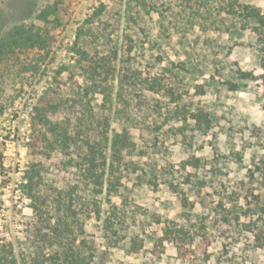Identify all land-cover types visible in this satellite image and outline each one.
Returning a JSON list of instances; mask_svg holds the SVG:
<instances>
[{
  "label": "rangeland",
  "instance_id": "1",
  "mask_svg": "<svg viewBox=\"0 0 264 264\" xmlns=\"http://www.w3.org/2000/svg\"><path fill=\"white\" fill-rule=\"evenodd\" d=\"M162 1L0 0V41L16 27L35 25L48 32L50 45L37 73L27 71L23 56L0 65V246L10 244L20 263L34 254L27 241L34 217L28 172L38 160L30 154L34 108L59 68L77 63L80 29L104 5L94 27L103 31L109 25L111 47L119 51L117 71L131 66L151 77L163 75L166 88L160 94L123 90L116 76L109 100L91 96L95 114L110 123V138L123 133L120 111L145 125L129 129L131 146L107 170L97 195L100 218L72 220L75 251L85 264H264V247L246 230L257 225L264 231V95L257 83L233 78L237 65L252 71L264 64V56L254 49L255 37L240 28L184 35L170 22L162 27L158 14L146 12ZM201 1L215 8L235 1L264 5V0ZM54 5L59 22L39 20ZM134 12H142L143 30L130 20ZM97 47L106 50L103 40ZM228 81L238 83V90ZM198 114L209 118V128L194 120ZM54 154L43 159L47 183L62 187L65 178L76 184L75 171H62ZM111 155L108 151L109 162ZM111 184L117 190L109 195ZM108 218L119 236L106 228ZM119 219L126 223L121 229ZM166 235L181 249L172 240L161 246Z\"/></svg>",
  "mask_w": 264,
  "mask_h": 264
},
{
  "label": "trees",
  "instance_id": "2",
  "mask_svg": "<svg viewBox=\"0 0 264 264\" xmlns=\"http://www.w3.org/2000/svg\"><path fill=\"white\" fill-rule=\"evenodd\" d=\"M106 8L103 5L96 10L93 17L80 29V44L76 43L79 56L77 63L59 68L54 82L34 108V138L30 154L38 160L30 166L27 183L34 215L28 225L27 241L34 254L28 263L25 259L20 263L15 257L14 248L10 244L3 245L0 246V264H85L69 239L72 220L80 216L84 220L100 218L101 207L97 195L103 193L107 170H112L115 162L120 161L122 152L131 146L129 129H142L145 125L143 120L132 116L128 111H120L123 133L110 138V123L108 119L99 118L95 114L91 96L100 93L105 100H109L111 95L108 86L116 76L119 87L123 90L130 86L142 93L160 94L166 88L163 75L151 77L149 73L132 69L131 66L117 71L119 51L111 47L113 40L111 33L107 32L109 25H104L103 31L94 27ZM143 8L146 9V6L143 5ZM146 12L147 15L158 14L162 27L167 29L163 21L170 22L184 35L192 31L204 33L209 30L229 34L240 28L255 37L254 49L264 56V5L253 6L235 1L226 7L215 8L201 0H166L160 4L152 3L150 10ZM50 17L59 22L56 5L46 6L39 20L49 23ZM129 18L143 30L142 12H134ZM48 35L46 30L35 25L16 27L0 41V65L10 59L21 60L23 56L27 61V71L37 73L40 63L45 61L42 53H49ZM100 40H103L106 52L97 49ZM92 48H95V53H92ZM64 72L66 76L62 77ZM233 78L236 81L257 83L264 95V64L252 71L242 70L237 65ZM227 84L232 91L238 90V83L228 81ZM193 116L199 126L209 128L210 120L206 115ZM108 151L112 152V162H109ZM54 152L58 153L56 160L59 159L58 166L62 171H75L78 178L76 184L72 185L65 178L62 187L47 183L43 159L52 160ZM116 190V185L111 184L109 195ZM47 213L52 214L49 220L44 218ZM52 219H55L53 225L50 221ZM110 221L111 218H108L106 228L119 236L113 231L115 222ZM117 222L120 229L126 225L121 219ZM45 223L48 228L44 227ZM256 226H246V230L254 233L259 246L263 248L264 231ZM167 240L176 242L178 250L181 249L176 239L167 235L161 237V246ZM47 250L50 252L46 253Z\"/></svg>",
  "mask_w": 264,
  "mask_h": 264
}]
</instances>
